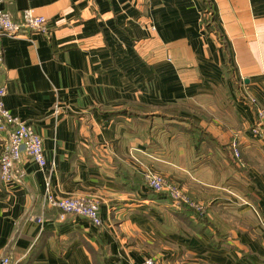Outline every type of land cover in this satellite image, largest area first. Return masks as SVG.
<instances>
[{"label":"crops","instance_id":"crops-1","mask_svg":"<svg viewBox=\"0 0 264 264\" xmlns=\"http://www.w3.org/2000/svg\"><path fill=\"white\" fill-rule=\"evenodd\" d=\"M206 1L0 0L49 20L0 36L5 106L43 138L54 194L103 221L46 205L48 173L25 159L19 182L0 178V261L264 264V0Z\"/></svg>","mask_w":264,"mask_h":264},{"label":"built area","instance_id":"built-area-1","mask_svg":"<svg viewBox=\"0 0 264 264\" xmlns=\"http://www.w3.org/2000/svg\"><path fill=\"white\" fill-rule=\"evenodd\" d=\"M33 32L49 33L48 18L36 14L33 9L22 12L20 21H14L12 17L0 9V36L16 38L27 36ZM3 65V52L0 47V70ZM7 88L0 84V178L4 184L17 183L22 174L19 166L25 159L32 160L40 170L48 173L44 200L46 205L58 208L63 216L72 215L89 220L95 226H101L103 221L100 216L99 203L90 198L67 197L60 198L52 190L51 178L55 171V165L49 166L44 152L43 138L35 131L32 125L13 116L5 106ZM254 135H260L258 130H253ZM233 150L238 155L237 145L233 144ZM239 157V155H238ZM148 184L157 193L168 192L172 200L179 204L186 202L187 198L176 188L168 185L165 179L157 175L147 176ZM0 264H10L9 258H4ZM142 264H159L154 258L146 259Z\"/></svg>","mask_w":264,"mask_h":264},{"label":"trees","instance_id":"trees-1","mask_svg":"<svg viewBox=\"0 0 264 264\" xmlns=\"http://www.w3.org/2000/svg\"><path fill=\"white\" fill-rule=\"evenodd\" d=\"M205 3H208V2L205 0ZM208 7H210V4H208ZM221 40H222V36H221ZM182 121H186V120L182 119ZM169 198L172 200L171 197H169ZM179 206H181V208H183L185 210H188L192 215H195L199 219V221H201L203 223H207V220H206V218L203 215V211L197 210L196 208H193L190 204H188V203H186L184 201L180 202ZM56 209H58V208H56Z\"/></svg>","mask_w":264,"mask_h":264},{"label":"rangeland","instance_id":"rangeland-1","mask_svg":"<svg viewBox=\"0 0 264 264\" xmlns=\"http://www.w3.org/2000/svg\"><path fill=\"white\" fill-rule=\"evenodd\" d=\"M234 155H235L236 158H238L239 152H238V155H236V153L234 152ZM239 156H240V155H239ZM150 174H152V175H157V176H161V175H159V174L149 172V173L146 174V176H145V179H146L147 183H148L147 176L150 175ZM161 177H163V176H161ZM163 178L165 179V177H163ZM165 181L168 183V185H169L170 187L178 189L177 187H175L173 184H171V183H170L169 181H167L166 179H165ZM148 185H149V184H148ZM149 187H150V186H149ZM178 190L183 194V196H185V197L187 198L186 203H188V204H193V202L190 200V198H189L186 194H184L183 190H181V189H178ZM153 191H154V190H153ZM154 192H155V191H154ZM155 193H157V192H155ZM162 193H166L167 196L170 197L168 192H162ZM162 193H158V194H162Z\"/></svg>","mask_w":264,"mask_h":264}]
</instances>
